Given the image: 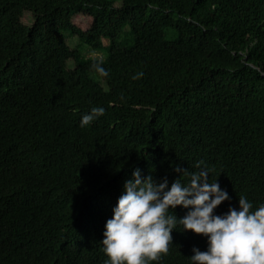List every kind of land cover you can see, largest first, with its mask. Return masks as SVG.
I'll return each mask as SVG.
<instances>
[{
	"label": "trees",
	"instance_id": "16d2710c",
	"mask_svg": "<svg viewBox=\"0 0 264 264\" xmlns=\"http://www.w3.org/2000/svg\"><path fill=\"white\" fill-rule=\"evenodd\" d=\"M198 162L229 193L216 214L264 203V0H0V264H104L132 170L170 184ZM171 235L150 264L206 249Z\"/></svg>",
	"mask_w": 264,
	"mask_h": 264
},
{
	"label": "clouds",
	"instance_id": "9594fccd",
	"mask_svg": "<svg viewBox=\"0 0 264 264\" xmlns=\"http://www.w3.org/2000/svg\"><path fill=\"white\" fill-rule=\"evenodd\" d=\"M91 68L101 76L109 75L100 62H93ZM140 76L143 72L133 78ZM104 112L103 107H92L81 116L80 127L90 125ZM200 164L194 172L174 166L179 175L170 184L166 176L157 180L142 176L138 167L132 170L104 224L100 242L104 264L159 261L168 253L177 224L206 237L205 250L192 247L188 256L192 264H264V203L254 207L241 195L238 207L229 205L226 212L216 214V207L230 196L217 179L210 182V169ZM182 174L188 177L186 183L179 178ZM178 205L187 209L179 218L172 211Z\"/></svg>",
	"mask_w": 264,
	"mask_h": 264
},
{
	"label": "rangeland",
	"instance_id": "374dc122",
	"mask_svg": "<svg viewBox=\"0 0 264 264\" xmlns=\"http://www.w3.org/2000/svg\"><path fill=\"white\" fill-rule=\"evenodd\" d=\"M67 36V43L70 45V46H74L76 43H77V40L75 37H69V35H66ZM94 52V51H93ZM91 56H95V57H103V54L102 55H99V53L97 52H94V53H91L90 54Z\"/></svg>",
	"mask_w": 264,
	"mask_h": 264
}]
</instances>
